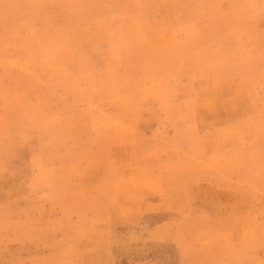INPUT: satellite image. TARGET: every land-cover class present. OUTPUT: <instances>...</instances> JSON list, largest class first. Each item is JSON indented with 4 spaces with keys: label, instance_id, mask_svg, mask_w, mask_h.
<instances>
[{
    "label": "crops",
    "instance_id": "obj_1",
    "mask_svg": "<svg viewBox=\"0 0 264 264\" xmlns=\"http://www.w3.org/2000/svg\"><path fill=\"white\" fill-rule=\"evenodd\" d=\"M30 9L27 0H0V134L9 133L13 119L20 133L27 127L36 137L0 157V243L27 249L21 257L29 263L113 264L118 231L139 227L146 240L175 251V264H264V227L249 207L259 166L233 165L228 157L236 149L228 145L201 144L195 63L166 67L159 54L171 48L150 36L120 47L116 66L94 69L92 80L90 51L82 48L81 73L72 83H54L39 64L26 67L18 58L20 30L35 24ZM97 40L102 50L105 39ZM104 71L112 81L100 77ZM240 83L244 103L254 108L257 91L245 93L249 81ZM230 95L224 93L219 114L209 96V120H227ZM144 120L153 126L146 129ZM209 126L216 140L217 124ZM190 132L185 143L175 142ZM254 146L241 150L260 151ZM14 150L20 156L10 161ZM25 153L26 175L19 171ZM9 183H16L13 195ZM152 216L162 218L147 224Z\"/></svg>",
    "mask_w": 264,
    "mask_h": 264
},
{
    "label": "rangeland",
    "instance_id": "obj_2",
    "mask_svg": "<svg viewBox=\"0 0 264 264\" xmlns=\"http://www.w3.org/2000/svg\"><path fill=\"white\" fill-rule=\"evenodd\" d=\"M27 3L31 5L30 13L35 15V24L31 22L21 27L18 58H22L26 67L39 64L54 83H65L66 79L72 83L81 73L76 69H80L82 48L83 52L84 48L90 51L88 76L92 80L94 69L116 66L115 54L120 47L150 36L159 48H171L161 50L159 54L166 67L184 64L188 67L195 63L201 81L194 88V98L198 101L194 107L202 117L198 120L201 128L198 138L208 149L214 143L236 149L229 152L228 157L233 165L259 166V180L252 184L255 195L250 192L249 207L259 211L264 227V0H121L115 3L107 0H27ZM177 3L183 6H177ZM80 34L87 39L82 42L76 38ZM101 36L105 39L102 50L100 40H97ZM98 50L96 55L94 52ZM161 74L168 73H158ZM110 76L107 71L100 74L105 82L112 81ZM224 79L230 83H220ZM241 80L249 81L245 83V93L251 90L259 93V96L254 93L259 104L252 109L244 103ZM231 91L233 95L227 96L226 100L227 120L222 116L209 120V96L217 99L211 106L216 107L219 114L224 107L220 103L224 93ZM192 107L191 104L184 106L188 110ZM259 107L261 109L256 110ZM22 121L25 125L30 124L26 118H21L19 123ZM183 121H189V125L192 122L189 119H173L172 122L180 124ZM144 122L148 129L154 121ZM168 122L172 124L171 119ZM214 123L217 124L216 140L208 131L209 125ZM8 124L9 133L0 134V157L5 148L23 143L32 145L36 138L27 127L25 134L20 133L22 130L17 129L15 120L9 119ZM191 134L190 137H176L175 142L185 143ZM250 146L259 147L260 151L247 153L241 150ZM19 154L15 150L10 152V161H16ZM21 160L24 162L19 171L26 175V153ZM11 172L16 174V166L11 167ZM8 185L9 193L13 195L16 183ZM161 218L152 216L145 221L152 224ZM139 230L138 227L118 231L113 264H175V251L170 246L149 242ZM260 238L264 239V230L260 232ZM26 253L27 249L17 248L15 242L0 243V264H48L24 262L21 256ZM43 254L37 249L38 256Z\"/></svg>",
    "mask_w": 264,
    "mask_h": 264
}]
</instances>
